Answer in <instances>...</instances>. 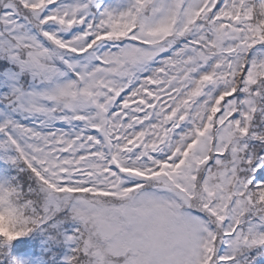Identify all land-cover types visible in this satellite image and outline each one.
I'll list each match as a JSON object with an SVG mask.
<instances>
[{"label":"snow or ice","instance_id":"6c2138e0","mask_svg":"<svg viewBox=\"0 0 264 264\" xmlns=\"http://www.w3.org/2000/svg\"><path fill=\"white\" fill-rule=\"evenodd\" d=\"M37 230L264 264V0H0V264Z\"/></svg>","mask_w":264,"mask_h":264},{"label":"rangeland","instance_id":"374dc122","mask_svg":"<svg viewBox=\"0 0 264 264\" xmlns=\"http://www.w3.org/2000/svg\"><path fill=\"white\" fill-rule=\"evenodd\" d=\"M19 248H16L15 251L22 253L17 259L21 264H31L30 260H33L31 254H38L41 257V263L44 264V249L47 247V250L50 251L51 261H60L64 260L65 256L68 255V248L63 244H54L47 239L45 234H42L40 231H35L31 233ZM27 246V247H26Z\"/></svg>","mask_w":264,"mask_h":264},{"label":"trees","instance_id":"16d2710c","mask_svg":"<svg viewBox=\"0 0 264 264\" xmlns=\"http://www.w3.org/2000/svg\"><path fill=\"white\" fill-rule=\"evenodd\" d=\"M13 174H15V173H14V170H13ZM26 247H27V246H26ZM51 264H62V262H61V261H56V260H55V261H52Z\"/></svg>","mask_w":264,"mask_h":264},{"label":"clouds","instance_id":"9594fccd","mask_svg":"<svg viewBox=\"0 0 264 264\" xmlns=\"http://www.w3.org/2000/svg\"><path fill=\"white\" fill-rule=\"evenodd\" d=\"M5 243H7V238H4Z\"/></svg>","mask_w":264,"mask_h":264}]
</instances>
